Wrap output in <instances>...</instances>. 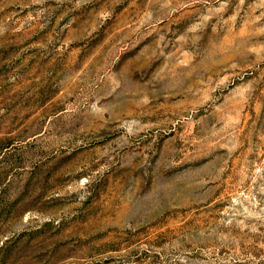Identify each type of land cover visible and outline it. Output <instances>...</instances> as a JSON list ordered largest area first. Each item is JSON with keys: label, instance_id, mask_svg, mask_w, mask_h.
I'll use <instances>...</instances> for the list:
<instances>
[{"label": "rangeland", "instance_id": "obj_1", "mask_svg": "<svg viewBox=\"0 0 264 264\" xmlns=\"http://www.w3.org/2000/svg\"><path fill=\"white\" fill-rule=\"evenodd\" d=\"M0 264H264V0H0Z\"/></svg>", "mask_w": 264, "mask_h": 264}]
</instances>
